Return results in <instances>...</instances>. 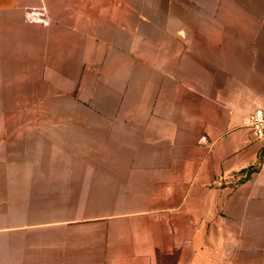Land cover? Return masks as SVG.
Returning a JSON list of instances; mask_svg holds the SVG:
<instances>
[{
    "label": "crops",
    "instance_id": "0c3cea01",
    "mask_svg": "<svg viewBox=\"0 0 264 264\" xmlns=\"http://www.w3.org/2000/svg\"><path fill=\"white\" fill-rule=\"evenodd\" d=\"M31 8L46 10L50 37L25 26ZM156 9L147 16L126 0H0V73L10 72L19 53L26 59L32 42L37 62L20 63L43 65L58 25L96 27L102 41L111 30L130 32L134 58L173 59L160 71L177 91L167 104H182L188 115L171 113L166 125L174 130L180 120L193 160L178 163L180 172L141 181L150 197L131 200L117 240L84 264H264V145L249 125L252 113L264 111V0H163Z\"/></svg>",
    "mask_w": 264,
    "mask_h": 264
},
{
    "label": "rangeland",
    "instance_id": "374dc122",
    "mask_svg": "<svg viewBox=\"0 0 264 264\" xmlns=\"http://www.w3.org/2000/svg\"><path fill=\"white\" fill-rule=\"evenodd\" d=\"M162 2L126 6L153 16ZM24 23L33 32L49 33L52 25L25 16ZM55 28L43 65L20 63L37 62L32 42L26 59L18 52L10 72L0 73V264H84L117 240L131 200L150 197L141 181L180 172L178 163L193 160L180 120L174 130L166 125L171 113L184 114L182 104H167L177 91L160 72L173 59L134 58L130 32L111 30L102 41L96 27ZM165 160L173 163L168 169L141 168Z\"/></svg>",
    "mask_w": 264,
    "mask_h": 264
},
{
    "label": "built area",
    "instance_id": "2783aa9c",
    "mask_svg": "<svg viewBox=\"0 0 264 264\" xmlns=\"http://www.w3.org/2000/svg\"><path fill=\"white\" fill-rule=\"evenodd\" d=\"M26 20L31 24L48 26L50 21L44 8H31L26 11ZM250 128L256 140L264 145V111L258 109L250 116ZM264 165V150L262 155Z\"/></svg>",
    "mask_w": 264,
    "mask_h": 264
}]
</instances>
